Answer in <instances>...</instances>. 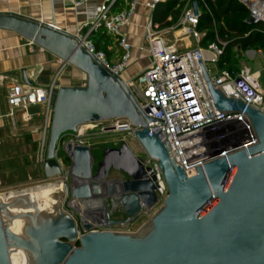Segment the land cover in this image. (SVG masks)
Segmentation results:
<instances>
[{
  "label": "water",
  "instance_id": "water-1",
  "mask_svg": "<svg viewBox=\"0 0 264 264\" xmlns=\"http://www.w3.org/2000/svg\"><path fill=\"white\" fill-rule=\"evenodd\" d=\"M0 29L18 33L87 75L86 85H61L54 92L45 179L64 176L57 146L66 133L86 123L128 118L146 156L158 161L168 189L163 207L137 232L110 230L129 225L158 203L157 177L147 158L137 157L125 141L119 148L106 147L96 170L90 146L69 141L63 148L69 180H62L66 197L56 216L38 221L34 215L21 238L7 228L6 204L0 200V264H12V246L27 250L31 264H264V110L214 88L198 59L216 107L245 112L259 142L248 152L197 167L189 177L166 145L170 159L157 135L161 130L150 132L153 119L125 80L80 47L76 34L13 13H0ZM112 172L121 176L111 178Z\"/></svg>",
  "mask_w": 264,
  "mask_h": 264
},
{
  "label": "built area",
  "instance_id": "built-area-1",
  "mask_svg": "<svg viewBox=\"0 0 264 264\" xmlns=\"http://www.w3.org/2000/svg\"><path fill=\"white\" fill-rule=\"evenodd\" d=\"M86 1L70 2L77 7ZM167 1L151 0V8L156 9L159 4ZM241 1L248 6L255 22H264V0ZM139 3L140 0H104L97 16L82 25L76 34L80 47L89 52L95 61L119 76L127 68L133 49L124 29L131 24ZM201 4H205V0H187L179 19L174 21L170 15L165 26L149 21L146 26V42L151 57L150 65L125 81L141 109L153 119L148 123L150 132L156 134L161 130L157 134L159 139L166 148L168 146L173 162L181 166L189 177L197 174V167H204L209 162L242 150L248 152V148L259 142L253 123L245 112H225L216 107L198 59H201L214 88L220 89L227 97L239 98L248 106L264 110V89L260 84L259 73L248 66L236 72L221 63L228 45L227 36L216 32L207 50L201 47ZM99 33L117 40L122 51L119 62L112 63L107 53L98 48L92 36ZM172 36L173 41L170 43L168 39ZM190 37L197 41L198 46L191 48L185 45V50H180L177 42ZM212 64L217 65V71L214 72ZM65 66L63 64L62 68ZM61 71L47 87L24 88L19 84L13 85L8 93L9 105L28 111L31 105L44 104L52 114L54 92L59 87L57 79ZM112 121L106 131L135 136L138 128L128 118ZM49 125L50 120L42 138L40 155L43 161ZM85 125L79 126L77 132L66 133L57 146V158L65 172L62 180L69 177V164L62 160L60 152L69 141L83 144ZM220 151L223 152L219 154ZM146 158V166L156 175L157 184L162 189L158 191V196L166 197L168 189L158 161ZM231 171L230 165L228 176ZM110 230L115 231L113 228Z\"/></svg>",
  "mask_w": 264,
  "mask_h": 264
},
{
  "label": "crops",
  "instance_id": "crops-1",
  "mask_svg": "<svg viewBox=\"0 0 264 264\" xmlns=\"http://www.w3.org/2000/svg\"><path fill=\"white\" fill-rule=\"evenodd\" d=\"M70 1L0 0V13L19 14L47 23H55L57 27L77 34L82 25L97 16L104 2V0H87L83 5L74 7ZM238 1L244 4L241 0ZM244 5L248 8L246 4ZM155 11L156 9L151 8V0H140L131 24L124 29L133 46L132 57L121 75L125 81L135 77L150 65L151 57L146 42V26L149 21L153 20L162 26L168 24V17L162 19ZM249 20L259 23L255 22L251 15ZM202 32L204 38L205 32ZM105 36L104 39L99 37L93 40L100 43L99 47L107 53L112 63H117L122 53L121 48L115 38ZM168 41L172 43L173 36ZM194 44L198 45L197 41L192 42L190 38L177 42L180 50H185V45ZM237 52L244 53L248 62L254 64L261 61V58L264 59V50L261 47L247 49L237 47ZM62 65L63 62L58 57L18 33L0 29V194L30 185L44 177L40 151L45 127L51 118L44 104L31 105L28 111L23 108H12L8 103L9 90L15 84L24 88L47 87L53 82ZM245 66L258 72L261 79L263 70L249 63L242 66L235 65L232 68L226 65L236 72ZM79 71L74 67L67 71L62 70L58 77L59 81L57 79L58 86H78L76 82L80 78ZM262 88L264 89L263 86ZM116 177L119 176H111V178Z\"/></svg>",
  "mask_w": 264,
  "mask_h": 264
},
{
  "label": "rangeland",
  "instance_id": "rangeland-1",
  "mask_svg": "<svg viewBox=\"0 0 264 264\" xmlns=\"http://www.w3.org/2000/svg\"><path fill=\"white\" fill-rule=\"evenodd\" d=\"M180 3V1H179ZM185 6V5H184ZM184 6L182 8H178L180 9V12L182 13ZM178 7V6H176ZM216 32H218V28L215 29ZM193 39V40H192ZM190 40L193 42L195 41V39L193 37H190ZM204 38L202 39V45L201 47L207 50L208 44L210 43L211 40L209 41H204ZM198 45L194 44L193 46H191V48H195ZM230 62L233 63V65H244V64H251L252 66L256 67V68H260L262 69V77L260 79L262 86L264 87V59L261 58V61L257 62V63H252V62H248V60L246 59V56L244 53H238L237 52V48L234 51L233 55H230ZM213 66V70L214 72L217 71V65L212 64ZM72 68V66L70 65H66L64 68H60L58 72H60L61 70L67 71L70 70ZM64 73V72H63ZM62 73V74H63ZM79 73V79L77 80V84L78 86H84L87 83V75L81 71L78 72ZM61 74V76H62ZM59 81V79H58ZM113 121L112 120H107V121H102V122H95V123H86V125L83 127L85 128V134L83 137V144L84 145H88L90 146L91 150H92V154H93V167L94 170L97 169V165L99 164V162L102 160L103 157V152L105 150L106 147H120L122 145V143L125 141L129 147L132 149V151L134 152V154H136L139 158L140 157H147L142 146L140 145V143L138 142V140L136 139L135 136H132L128 133L125 132H113V131H106V128L111 127ZM48 141V139H47ZM46 147H47V142H46ZM60 157L62 158V160L66 163L69 164L70 161L67 159V156L65 154V152L63 150H61L60 152ZM121 176L119 173L117 172H112L110 176ZM61 177L59 178H52V179H45V177L38 179L37 181H35L34 183H31L30 185H26V186H22V187H18L15 189H11L8 190L4 193H2L1 195H6L10 192H14V193H20L22 191L25 190H34L38 187H42V186H46L49 184H57L59 182H62ZM69 180V177H68ZM65 193L62 191H55L52 195L51 200H54V202L50 203L51 200L49 201V203L51 204V206L49 207L48 210H45L42 214L45 216H56L58 214L59 210H63V204L65 201ZM164 201H165V196H160L159 197V201L158 203L152 208L150 209L148 212H145L143 214H141L140 216H138L132 223H130L127 226L124 227H113V229L115 231H119L121 230V232H137L160 208L163 207L164 205ZM40 202H42V204L44 203V201L40 200ZM117 218H123L122 215L117 214ZM121 216V217H120Z\"/></svg>",
  "mask_w": 264,
  "mask_h": 264
},
{
  "label": "trees",
  "instance_id": "trees-1",
  "mask_svg": "<svg viewBox=\"0 0 264 264\" xmlns=\"http://www.w3.org/2000/svg\"><path fill=\"white\" fill-rule=\"evenodd\" d=\"M186 1L168 0L165 3L159 4L155 12L161 15L162 19H166L169 15H172L173 20L177 21L181 15L178 8H182ZM201 7L203 14L200 29L205 32L203 42L214 41L216 28H218V33L222 36L226 35L229 41L221 57V63H225L229 68H232L234 65L230 62V55L234 54L237 47H241L242 49L261 47L264 50V22H251L249 20V9L240 1L205 0V4H201ZM99 37L104 39L106 36L100 33L92 36L95 39ZM94 41L98 48H100V43L96 42V40Z\"/></svg>",
  "mask_w": 264,
  "mask_h": 264
},
{
  "label": "bare ground",
  "instance_id": "bare-ground-1",
  "mask_svg": "<svg viewBox=\"0 0 264 264\" xmlns=\"http://www.w3.org/2000/svg\"><path fill=\"white\" fill-rule=\"evenodd\" d=\"M57 190L64 192L63 182L38 187L34 190H25L20 193L10 192L6 195H0V200L6 204L3 220L6 222L7 228L15 235L25 238V227L32 222L34 215H38L37 219L39 221L43 216L42 213L49 209L50 203L54 202L51 198ZM26 197L27 202L24 200ZM40 200L44 203L42 204ZM10 254L12 264H31L29 252L25 249L12 246Z\"/></svg>",
  "mask_w": 264,
  "mask_h": 264
},
{
  "label": "flooded vegetation",
  "instance_id": "flooded-vegetation-1",
  "mask_svg": "<svg viewBox=\"0 0 264 264\" xmlns=\"http://www.w3.org/2000/svg\"><path fill=\"white\" fill-rule=\"evenodd\" d=\"M117 148V147H116ZM119 148V147H118ZM96 168H98V165H97V167ZM96 170V169H95ZM117 173H119V172H117ZM120 175H121V173H119ZM113 228V227H112Z\"/></svg>",
  "mask_w": 264,
  "mask_h": 264
}]
</instances>
